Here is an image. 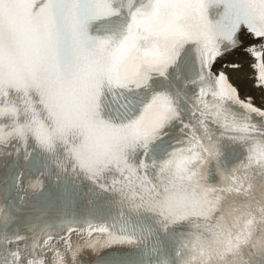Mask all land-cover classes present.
Segmentation results:
<instances>
[{"label": "snow or ice", "instance_id": "obj_1", "mask_svg": "<svg viewBox=\"0 0 264 264\" xmlns=\"http://www.w3.org/2000/svg\"><path fill=\"white\" fill-rule=\"evenodd\" d=\"M64 176L155 227L25 208ZM122 247L264 264V0H0V264Z\"/></svg>", "mask_w": 264, "mask_h": 264}, {"label": "bare ground", "instance_id": "obj_2", "mask_svg": "<svg viewBox=\"0 0 264 264\" xmlns=\"http://www.w3.org/2000/svg\"><path fill=\"white\" fill-rule=\"evenodd\" d=\"M240 55H242V53H240V52H236L235 54L228 56V57L225 59V61H232V60H235V59H236L238 56H240ZM234 82L239 83V81H234ZM241 91H242V93L245 91V89H244L243 86L241 87Z\"/></svg>", "mask_w": 264, "mask_h": 264}]
</instances>
